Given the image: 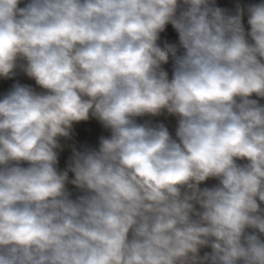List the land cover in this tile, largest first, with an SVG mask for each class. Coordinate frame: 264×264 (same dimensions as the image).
<instances>
[{"label":"clouds","instance_id":"1","mask_svg":"<svg viewBox=\"0 0 264 264\" xmlns=\"http://www.w3.org/2000/svg\"><path fill=\"white\" fill-rule=\"evenodd\" d=\"M21 3L0 0V78L45 91L0 99V264H264V3L248 32L215 0ZM164 113L175 138L136 119ZM90 118L110 135L60 171Z\"/></svg>","mask_w":264,"mask_h":264},{"label":"rangeland","instance_id":"2","mask_svg":"<svg viewBox=\"0 0 264 264\" xmlns=\"http://www.w3.org/2000/svg\"><path fill=\"white\" fill-rule=\"evenodd\" d=\"M27 2L28 0H22L21 7H23L24 4ZM215 3H216V6L227 10L229 14H235L237 4L245 8V15L243 16L242 22H243L245 31L248 32L250 31V25L247 22L248 15H247L246 9L249 5L264 3V0H215ZM158 43L161 45V47H163L165 43L178 45V34L175 32V30L172 28L171 25H168L165 31L160 34V40L158 41ZM182 52H183V49H180L178 54H182ZM162 67L164 68L165 71L168 72L169 79H171L172 71H173V62L171 58L169 59V63L163 65ZM8 82H9V84H7L8 86H5L2 89L0 88V99H2L12 89L11 86H13L17 82L23 85H29L33 87L37 92L45 91L39 88V86L35 84V81L33 79L27 77L20 70H17V75L13 79L9 80ZM0 83H2V78H0ZM253 98H256V97H253ZM260 103L264 104V99H261ZM147 118L150 121L156 122V123L151 122L152 124L164 123L165 126L168 127L170 134L173 136V138H175V130L177 127L176 117L169 116L167 115V113H164L158 117L145 116V117H138L136 119L138 123H142V122L144 123V121H149ZM109 135H110L109 130L105 129L95 118H90L88 121H81L79 123H74L71 139L60 138V143L63 146V150L59 152L58 169L60 171H63L67 168L70 158L72 156L73 146H75L77 150H81V151L84 150L85 148L96 149L99 147L100 137L102 136L107 137ZM22 166L27 167L28 165L24 163ZM72 178H73V174L69 173V179H72ZM216 184H218L217 180L210 179L206 181L204 184H202L201 187L202 188L212 187ZM67 188L72 193L73 199H75L77 196L82 194L78 189H76L71 184H68ZM210 251H211L210 248H204L201 250V255H203L204 252H210Z\"/></svg>","mask_w":264,"mask_h":264},{"label":"bare ground","instance_id":"3","mask_svg":"<svg viewBox=\"0 0 264 264\" xmlns=\"http://www.w3.org/2000/svg\"><path fill=\"white\" fill-rule=\"evenodd\" d=\"M21 6V5H20ZM17 70H19V69H17ZM14 78V77H13ZM13 78H11V79H13ZM11 79H4V78H2V83H0V88L2 89V88H4L5 86H8L7 84H9V80H11ZM16 79H17V77H16ZM15 80V79H14ZM12 87V86H11ZM4 95V94H3ZM149 118V117H148ZM147 118V119H148ZM147 119H145V120H147ZM155 119V118H154ZM149 120V119H148ZM152 120H153V118H152ZM150 121V120H149ZM144 122H146V121H144ZM150 122H155V121H150ZM143 123V122H142ZM156 123V122H155ZM70 148V147H69ZM62 157V156H61ZM241 163V162H240Z\"/></svg>","mask_w":264,"mask_h":264}]
</instances>
